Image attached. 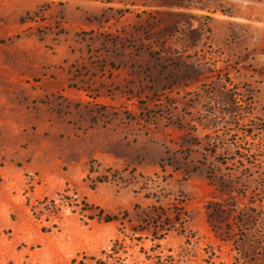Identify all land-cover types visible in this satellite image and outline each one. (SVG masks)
I'll list each match as a JSON object with an SVG mask.
<instances>
[{
  "label": "rangeland",
  "instance_id": "374dc122",
  "mask_svg": "<svg viewBox=\"0 0 264 264\" xmlns=\"http://www.w3.org/2000/svg\"><path fill=\"white\" fill-rule=\"evenodd\" d=\"M0 264H264V0H0Z\"/></svg>",
  "mask_w": 264,
  "mask_h": 264
},
{
  "label": "trees",
  "instance_id": "16d2710c",
  "mask_svg": "<svg viewBox=\"0 0 264 264\" xmlns=\"http://www.w3.org/2000/svg\"><path fill=\"white\" fill-rule=\"evenodd\" d=\"M108 219H110V218H108Z\"/></svg>",
  "mask_w": 264,
  "mask_h": 264
}]
</instances>
